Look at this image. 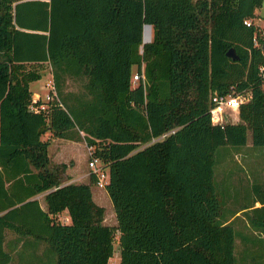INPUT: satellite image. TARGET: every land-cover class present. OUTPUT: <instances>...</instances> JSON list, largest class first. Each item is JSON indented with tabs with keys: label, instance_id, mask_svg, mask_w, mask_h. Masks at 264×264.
<instances>
[{
	"label": "trees",
	"instance_id": "trees-1",
	"mask_svg": "<svg viewBox=\"0 0 264 264\" xmlns=\"http://www.w3.org/2000/svg\"><path fill=\"white\" fill-rule=\"evenodd\" d=\"M262 3L0 0V264L15 255L23 264H109L116 232L118 264H264V178L241 195L232 171L214 174L248 130L264 146V55L243 22ZM145 23L152 38L143 43ZM43 62L55 95L35 110L29 82L41 73L31 65ZM133 66L144 74L136 83ZM68 77L83 79V91H65ZM231 89L251 91L240 121L213 123L210 93ZM46 131L93 147L116 224L103 221L93 175L63 182L66 164H50Z\"/></svg>",
	"mask_w": 264,
	"mask_h": 264
},
{
	"label": "rangeland",
	"instance_id": "rangeland-1",
	"mask_svg": "<svg viewBox=\"0 0 264 264\" xmlns=\"http://www.w3.org/2000/svg\"><path fill=\"white\" fill-rule=\"evenodd\" d=\"M257 12H259L258 16H261V22L264 16V0L260 7H257ZM256 13V9H255ZM257 18V16L255 17ZM152 38V27H151V37ZM33 68H37L41 73V76L37 79H34L29 82V88L31 90V98L33 99H43L45 100L47 97L48 90L51 88L50 83L52 80V69L48 62L39 63L37 65H31ZM143 69V68H142ZM137 71L136 66L132 68V74ZM142 73V72H141ZM143 74V73H142ZM141 78H144V74ZM140 79V78H139ZM83 79H74L72 77H68L65 81L64 89L65 91H69L71 93H80L83 91ZM225 110V109H224ZM226 117L224 122H237L240 121L239 115L230 109H226ZM42 139H46L49 141L48 144V155L50 158V164H58L65 163L66 168L63 173V182L69 181H89L90 172L88 167V158L89 154V146L85 142L84 139L73 140L65 137L54 136L50 134L49 131L44 132L41 135ZM144 144L140 145L142 147ZM238 149V150H237ZM227 150H229L227 152ZM226 155L222 157L217 166H214V174L215 177L219 180L223 179L230 171L232 181L239 188L241 195L245 189H249L250 185L256 181L255 175L262 173L258 167L261 164L264 167V146H253L251 133L248 130L247 133V142L242 146H230L225 149ZM217 158V155H216ZM220 158V156H219ZM218 158V159H219ZM241 166V169L238 166ZM87 172V173H86ZM79 173V174H78ZM87 176H83L86 175ZM93 191V197L99 201L104 207V218L103 221L105 223H109L111 225L116 224V216L113 208L112 201L107 194V191L104 188H98L94 183L91 185ZM96 190H98L96 192ZM252 190V189H250ZM44 193L41 192L37 194L39 202L42 207H46V202L44 199ZM240 195V196H241ZM247 198V196H246ZM244 196L240 199L243 201ZM245 200V199H244ZM59 217L61 221L67 222L69 221V215L66 209L62 210L59 213ZM13 235L11 232H7V239L11 238ZM43 245H39L37 248V253L41 252ZM236 248H241V240L240 238L236 239ZM119 245H118V232H116L114 238V250L112 256H110L108 263L109 264H118L119 261ZM8 264H23L18 258L17 255L14 256V259Z\"/></svg>",
	"mask_w": 264,
	"mask_h": 264
},
{
	"label": "built area",
	"instance_id": "built-area-1",
	"mask_svg": "<svg viewBox=\"0 0 264 264\" xmlns=\"http://www.w3.org/2000/svg\"><path fill=\"white\" fill-rule=\"evenodd\" d=\"M243 22L247 25H254L255 29L252 35V41L254 46H259L263 55H264V22H259L255 19V17H246ZM258 75L261 79V87L264 90V60L258 65ZM143 74L136 71L132 75V82L136 83V81L139 80L140 77H142ZM50 89L48 90L46 101L50 100L55 95V87L53 80H51L50 83ZM251 97V91L249 89H245L242 91L235 92L234 89H231L230 92L227 94H220L216 91H213L209 95L210 100V118L213 123H224V119L227 116L226 115V109H230L231 111L235 112L237 115H239V107L240 104L247 101ZM36 99L32 100V103L30 105V108L38 110L43 109L45 107V103H41L40 105H35L33 102ZM225 109V110H224ZM166 133H163L157 138L163 137ZM154 139V138H153ZM89 146V158H88V167L90 175L94 176V185H96L98 188H104L106 186V183L109 179V173L108 169L103 165L102 160L93 154V147L91 145ZM119 245V244H118Z\"/></svg>",
	"mask_w": 264,
	"mask_h": 264
},
{
	"label": "crops",
	"instance_id": "crops-1",
	"mask_svg": "<svg viewBox=\"0 0 264 264\" xmlns=\"http://www.w3.org/2000/svg\"><path fill=\"white\" fill-rule=\"evenodd\" d=\"M258 10H257V8H256V16H257V18H255L257 21H259L260 23H261V16L259 15L258 16V14H259V12H257ZM255 16V17H256ZM264 17V16H263ZM262 22H264V18H263V20H262ZM261 171H264V167H262L261 166V164L259 165V167H258ZM87 173V172H86ZM79 174V173H78ZM84 177L85 176H87V174L86 175H83ZM257 176V175H256ZM257 178L258 179H263L264 178V174H263V172L262 173H260V174H258V176H257ZM232 180V179H231ZM231 180H230V185H231V187H232V184H231ZM82 181H84V180H80L79 182H82ZM73 182H78V181H73ZM86 182V181H85ZM91 190H92V187H91ZM98 190H96V192H97ZM108 194V193H107ZM92 195H93V191H92ZM94 198V197H93ZM94 200L98 203L99 201H97L95 198H94ZM98 204H100V203H98ZM256 205H258L259 204V202L258 201H256V203H255ZM101 205V204H100Z\"/></svg>",
	"mask_w": 264,
	"mask_h": 264
},
{
	"label": "water",
	"instance_id": "water-1",
	"mask_svg": "<svg viewBox=\"0 0 264 264\" xmlns=\"http://www.w3.org/2000/svg\"><path fill=\"white\" fill-rule=\"evenodd\" d=\"M146 25H149L151 27V24H149V23H145L144 24V26H143V34H142V42L143 43L148 42V40H145V38L143 37L144 36V30H145V26ZM263 50H264V47H263ZM226 54H227V56H229L232 59H238V57H239L233 47L229 48L227 50Z\"/></svg>",
	"mask_w": 264,
	"mask_h": 264
},
{
	"label": "bare ground",
	"instance_id": "bare-ground-1",
	"mask_svg": "<svg viewBox=\"0 0 264 264\" xmlns=\"http://www.w3.org/2000/svg\"><path fill=\"white\" fill-rule=\"evenodd\" d=\"M146 26H149V25H146ZM150 27V26H149ZM151 28V27H150Z\"/></svg>",
	"mask_w": 264,
	"mask_h": 264
}]
</instances>
